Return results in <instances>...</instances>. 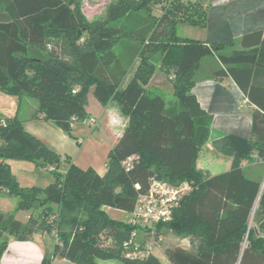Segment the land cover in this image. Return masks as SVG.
Here are the masks:
<instances>
[{
  "label": "trees",
  "instance_id": "trees-1",
  "mask_svg": "<svg viewBox=\"0 0 264 264\" xmlns=\"http://www.w3.org/2000/svg\"><path fill=\"white\" fill-rule=\"evenodd\" d=\"M154 1L117 0L104 19L88 22L78 0H0L2 92L37 99L33 117L42 114L69 134L75 121L89 117L91 89L101 104L114 100L129 118L103 176L50 150L17 116L0 119V191L17 193L20 207L33 211L27 224L0 212V258L8 245L5 236L28 240L38 230L56 229L53 254L38 264H52L56 257L77 264L110 259L163 264L150 247L167 228L189 239L188 247L165 248L172 264H264L262 182L245 173L242 161L250 156L242 152L221 173L198 168L213 115L193 92L201 60L217 57L221 65L213 75L232 78L255 106L250 146L264 161V30L239 40L181 37L176 32L180 21L206 26L212 0H167L161 14L152 16ZM120 43L122 51L117 52ZM134 58L139 63L122 88ZM157 69L173 76L174 99L169 102L150 87ZM10 156L42 159V165L53 167L55 180L44 188L21 187L6 162ZM131 156L135 158L127 170L123 162ZM63 163L68 164L65 174L59 171ZM155 179L188 181L193 189L172 219L157 225L154 237L146 230L138 233L136 244L144 254L129 257L126 253L136 244L125 243L136 227L105 208L132 212ZM55 203L58 210L52 208ZM40 207L44 211L37 212ZM53 215L56 219L50 221Z\"/></svg>",
  "mask_w": 264,
  "mask_h": 264
},
{
  "label": "crops",
  "instance_id": "crops-1",
  "mask_svg": "<svg viewBox=\"0 0 264 264\" xmlns=\"http://www.w3.org/2000/svg\"><path fill=\"white\" fill-rule=\"evenodd\" d=\"M91 4L94 3L89 2V6ZM201 28L202 37L197 39L206 42L229 37L239 40L245 33L264 30V0H212L208 8L207 24ZM220 65L217 57L206 56L197 70L199 72L205 67L207 74L196 79L193 92L201 106L213 115L211 137L199 153L197 166L206 174H216L219 170L231 167L236 153H245L250 156L242 161L245 173L260 180L264 189V161L257 153L252 152L250 146L252 112L255 106L244 96L232 78L221 79L213 75ZM158 69L150 81V87L164 92L173 76L168 77ZM134 71L131 65L124 77L122 88L127 85ZM13 96L19 99L14 105V116L24 123L27 131L50 147L56 148L58 152L70 155L74 163L81 168L93 167L100 175L106 174L109 152L129 120L116 101L111 100L103 105L95 97L93 89L90 90L86 111L89 116L98 119L99 126L98 130H92L87 137L78 138L80 145L77 146L70 135L53 121L44 119L42 114L33 117L39 105L37 99L27 95ZM92 104L95 106L94 111L90 106ZM105 209L111 215L113 208ZM126 215L127 219L128 213ZM140 236L142 239L143 235ZM4 238L8 240V245L1 254L0 264L41 263L44 258L53 254L57 241L51 233L43 230L36 231L28 240H16L10 236ZM151 251L159 257L153 248ZM163 254L165 255V252ZM98 262L103 263L102 260ZM162 263L165 264L163 261ZM52 264L77 263L56 257Z\"/></svg>",
  "mask_w": 264,
  "mask_h": 264
},
{
  "label": "rangeland",
  "instance_id": "rangeland-1",
  "mask_svg": "<svg viewBox=\"0 0 264 264\" xmlns=\"http://www.w3.org/2000/svg\"><path fill=\"white\" fill-rule=\"evenodd\" d=\"M81 11L83 12L86 20L88 22L101 20L106 17L107 10L109 5L117 0H78ZM89 2H93L89 6ZM167 4V0H155L152 5V16L160 15L163 11V6ZM94 19V20H93ZM176 32L181 37H191V38H200L202 37L200 33H203L202 28L199 26L191 25L188 22L180 21L177 23ZM129 42V41H128ZM122 43L117 46V52L122 51ZM124 49V47L122 48ZM130 49V48H129ZM129 49H126L129 50ZM132 49V48H131ZM133 61V60H132ZM139 63V58H134L132 68H136ZM205 64V63H204ZM205 68V67H204ZM202 69L201 71L196 73V79L202 78L204 75L207 74L206 69ZM161 92V91H160ZM165 99L169 102L170 100L174 99L172 93V83H168L167 89L162 92ZM35 99V98H34ZM19 99L14 97L13 95L6 94L0 91V119H7L10 117H14V105ZM88 106V102L86 107ZM92 111L95 106L92 104ZM88 109V107H87ZM91 109V107H90ZM93 117V116H90ZM74 127L71 131L70 137L74 140L75 145H80L77 141L78 138L87 137L92 130H98L97 127H90L88 126L84 120H78L74 122ZM46 146L54 151L57 154L67 155V153L58 152L56 148H52L46 144ZM6 162L9 165L11 174L16 179L17 183L21 187H46L51 182L55 180L54 172L49 168L50 166H44L41 163L43 162L42 159L39 158H27L23 156H10L6 158ZM68 164L63 163L59 169L62 174H65L67 170ZM224 170H219L221 173ZM53 210H58V204L52 205ZM37 212H42L44 209L40 207ZM0 212L4 213L5 215L13 214L16 218L21 219L24 224H27L31 214L33 213L32 210L20 207V195L17 193H10L8 191H0ZM36 212V213H37ZM127 213V212H126ZM126 213L124 211L113 209L111 212V216L117 218L118 220H125ZM52 218H50V221ZM55 239L56 234L54 232L51 233ZM189 239L186 237L178 236L171 230L165 228L161 234L160 239H158L157 243H152L153 250L159 254V257L165 264H172L169 259L163 254L165 252V248L167 246H175L177 244L183 245L188 247ZM101 261V260H100ZM102 264H124L122 261L118 259H111V260H102Z\"/></svg>",
  "mask_w": 264,
  "mask_h": 264
},
{
  "label": "built area",
  "instance_id": "built-area-1",
  "mask_svg": "<svg viewBox=\"0 0 264 264\" xmlns=\"http://www.w3.org/2000/svg\"><path fill=\"white\" fill-rule=\"evenodd\" d=\"M84 122L90 127L99 126V121L96 117H86ZM134 158V156H131L123 162L127 170L133 165ZM50 169H53V167H50ZM192 189L193 187L188 181L172 184L165 180H153L149 190L140 194L134 210L128 213L126 221L128 224L135 226L136 230L132 232L130 240L125 243V246L135 245L138 233L141 230H146L148 235L150 234L154 237L157 225L172 219L174 209L179 206L181 199L188 195ZM51 218L52 221L55 220L56 215ZM53 232L57 236L56 229ZM157 242V240L153 239L152 243ZM135 247L134 251H129L126 255L129 257L143 256L144 252L138 250L139 245L136 244Z\"/></svg>",
  "mask_w": 264,
  "mask_h": 264
}]
</instances>
